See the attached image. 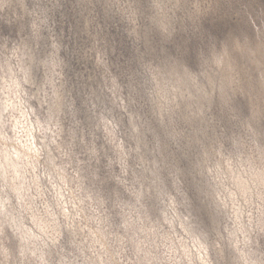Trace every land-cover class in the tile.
I'll use <instances>...</instances> for the list:
<instances>
[{
	"label": "clouds",
	"instance_id": "clouds-1",
	"mask_svg": "<svg viewBox=\"0 0 264 264\" xmlns=\"http://www.w3.org/2000/svg\"><path fill=\"white\" fill-rule=\"evenodd\" d=\"M0 264H264V0H0Z\"/></svg>",
	"mask_w": 264,
	"mask_h": 264
}]
</instances>
